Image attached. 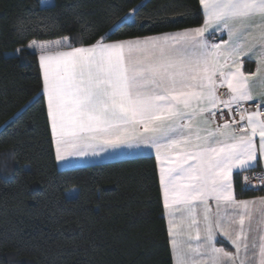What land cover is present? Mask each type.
<instances>
[{
    "label": "snow or ice",
    "instance_id": "6c2138e0",
    "mask_svg": "<svg viewBox=\"0 0 264 264\" xmlns=\"http://www.w3.org/2000/svg\"><path fill=\"white\" fill-rule=\"evenodd\" d=\"M199 5V27L112 40L136 26L141 4L94 42L84 29L17 49L38 53L42 72L26 109L46 99L58 161L154 150L174 264H264V196L238 199L236 191H264V169L251 178L258 183L241 179L264 164V0ZM45 19L53 22L30 31L56 28ZM17 30L29 31L23 21ZM245 58H255V72ZM218 236L235 251L218 247Z\"/></svg>",
    "mask_w": 264,
    "mask_h": 264
},
{
    "label": "trees",
    "instance_id": "16d2710c",
    "mask_svg": "<svg viewBox=\"0 0 264 264\" xmlns=\"http://www.w3.org/2000/svg\"><path fill=\"white\" fill-rule=\"evenodd\" d=\"M54 3L45 12L41 0H0V264H173L155 157L60 169L45 98L26 109L42 89L38 53L13 52L84 29L94 42L141 4L136 26L112 40L197 27L199 0ZM46 17L55 29L30 31L53 22ZM21 21L29 31L17 30ZM72 187L77 194L68 197ZM236 191L239 198L264 193L241 194L239 184Z\"/></svg>",
    "mask_w": 264,
    "mask_h": 264
},
{
    "label": "crops",
    "instance_id": "0c3cea01",
    "mask_svg": "<svg viewBox=\"0 0 264 264\" xmlns=\"http://www.w3.org/2000/svg\"><path fill=\"white\" fill-rule=\"evenodd\" d=\"M197 27H199V26H197ZM172 32H174V31H172ZM154 35H158V34H154ZM219 35L220 34L217 33V36H219ZM223 38L225 40L227 39L226 33H225ZM56 39H58V38H56ZM52 40H54V39H52ZM31 41H33V40H31ZM36 41L42 42V41H47V40H36ZM215 42H219V40H216ZM29 50L33 51L32 49H29ZM16 52H17V50L13 53H16ZM256 66H257V64H256L255 58H253L251 61H249L248 58H245V70L246 71L255 72ZM41 74H42V72H41ZM256 90L259 91L258 86H256ZM118 152L134 153V154L133 155H114L113 154V153H118ZM139 156H154L155 157V152L152 149H143V150H141V149H128V148L109 149V150L101 153L98 156L89 155L87 157H71V158L64 160V161H58L57 160V165L60 169H66V168L80 167V166H85V165H90V164L110 162V161H115V160L130 159V158H135V157H139ZM157 167H158V163H157ZM262 169H264V164H261V167H259L258 170L261 171ZM260 196H264V193L253 196V197H248V198H239L238 196H237V198L238 199H255V198L260 197ZM217 246L218 247H225L226 250H228V251H235V249L231 246L230 242L227 239L220 237V236L217 237ZM172 257H173V255H172ZM173 264H174V257H173Z\"/></svg>",
    "mask_w": 264,
    "mask_h": 264
},
{
    "label": "built area",
    "instance_id": "2783aa9c",
    "mask_svg": "<svg viewBox=\"0 0 264 264\" xmlns=\"http://www.w3.org/2000/svg\"><path fill=\"white\" fill-rule=\"evenodd\" d=\"M223 94H224V90H221V95L223 96ZM256 101H253V102H250V105L249 106H251V104H253V103H255ZM220 122H222V118H221V120H220ZM261 171H259V170H254V171H249V172H245V173H242V175H241V179H242V177H243V175H248L249 177H250V180H251V182L252 183H258L256 180H254V179H251L253 176H255L256 174H258V173H260Z\"/></svg>",
    "mask_w": 264,
    "mask_h": 264
},
{
    "label": "rangeland",
    "instance_id": "374dc122",
    "mask_svg": "<svg viewBox=\"0 0 264 264\" xmlns=\"http://www.w3.org/2000/svg\"><path fill=\"white\" fill-rule=\"evenodd\" d=\"M130 13L133 14V11L130 12ZM130 13H129V14H130ZM34 40H36V39H34ZM51 40H52V39H51ZM47 41H49V40H47ZM5 164H6V163H5ZM66 194H67L68 197L76 196V194H77V188H76V187H72L70 190H68V191L66 192Z\"/></svg>",
    "mask_w": 264,
    "mask_h": 264
}]
</instances>
